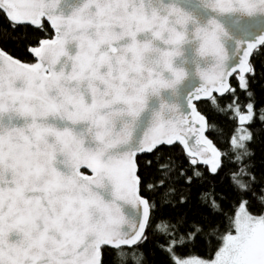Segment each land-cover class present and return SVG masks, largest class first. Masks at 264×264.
<instances>
[{"label":"snow or ice","instance_id":"6c2138e0","mask_svg":"<svg viewBox=\"0 0 264 264\" xmlns=\"http://www.w3.org/2000/svg\"><path fill=\"white\" fill-rule=\"evenodd\" d=\"M254 54L264 0H0V264H264Z\"/></svg>","mask_w":264,"mask_h":264},{"label":"trees","instance_id":"16d2710c","mask_svg":"<svg viewBox=\"0 0 264 264\" xmlns=\"http://www.w3.org/2000/svg\"><path fill=\"white\" fill-rule=\"evenodd\" d=\"M44 35L47 36L48 34L45 33ZM7 47L9 48V51H12L13 54L17 55L22 61L32 62V58L18 54L12 45H8ZM252 62L255 65L257 76L251 84V91L253 92L255 107L257 112H259L260 109H264V56H255L254 54V59ZM232 83L235 85L236 81L233 80ZM240 101L242 104L247 102L243 93L240 95ZM209 119L210 122H214L223 127L226 135L230 132L233 126L231 121L222 116L210 115ZM252 128L256 134V137L255 141L250 146L254 153L251 163L256 176L258 179H261L264 178V125L260 124V122L257 120L256 123L252 125ZM207 135L213 140L214 143L217 144L218 147H225V145L217 138L216 133L209 131L207 132ZM172 156L175 159L177 166L184 165L185 169H187V159L179 148H177V150L172 153ZM145 179L150 181L152 177L146 176ZM222 188H226L225 179H222L217 185V191H221ZM164 191V189H161L159 192L154 194L147 191L143 193L144 196L150 197L156 204L154 222L169 219L175 220L184 214L192 216V214L197 211L194 202L190 206H185L182 208L174 207L173 204L166 202L164 198ZM193 200H195V196L193 197ZM228 210V203L226 202L225 211ZM217 222L220 223L221 221L218 220ZM165 243L166 241L164 237L150 238L149 241L142 248H140L138 253L139 255H142L144 264H169L167 254L160 249V245ZM216 243H218V241L213 238L212 245H209L207 242H205L204 244L198 246L194 251L196 254L201 256H207L209 248H211ZM116 264H123V262L117 261Z\"/></svg>","mask_w":264,"mask_h":264},{"label":"water","instance_id":"95a60500","mask_svg":"<svg viewBox=\"0 0 264 264\" xmlns=\"http://www.w3.org/2000/svg\"><path fill=\"white\" fill-rule=\"evenodd\" d=\"M32 60H33V58H32ZM206 135H207V133H206ZM208 136V135H207Z\"/></svg>","mask_w":264,"mask_h":264}]
</instances>
